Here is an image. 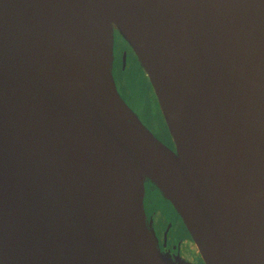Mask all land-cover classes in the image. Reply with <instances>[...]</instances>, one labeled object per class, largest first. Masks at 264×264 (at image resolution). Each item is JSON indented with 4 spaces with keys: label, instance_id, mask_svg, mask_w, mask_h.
<instances>
[{
    "label": "water",
    "instance_id": "95a60500",
    "mask_svg": "<svg viewBox=\"0 0 264 264\" xmlns=\"http://www.w3.org/2000/svg\"><path fill=\"white\" fill-rule=\"evenodd\" d=\"M114 30L174 149L118 92ZM147 180L204 264H264V0H0V264H192Z\"/></svg>",
    "mask_w": 264,
    "mask_h": 264
},
{
    "label": "flooded vegetation",
    "instance_id": "af4514ba",
    "mask_svg": "<svg viewBox=\"0 0 264 264\" xmlns=\"http://www.w3.org/2000/svg\"><path fill=\"white\" fill-rule=\"evenodd\" d=\"M113 51V75L116 87L121 97L126 102L120 90L118 89L117 79L115 77V67L116 62L119 60L120 70L122 67L125 68L129 57L131 56V54H133V50L128 44V42L123 39L115 30L113 31ZM134 57L136 58V56ZM167 145L170 148L174 149V145L170 137ZM157 202L164 203V205L167 204L169 206L167 200L163 198V196L154 186V184H152L148 180L145 181L143 205L146 216V222L148 225L150 224L149 227H151L155 234L159 250L165 253L166 255H169L173 259L179 258L192 264H204L194 241L192 240L187 228L185 227L182 219L180 218L179 214L175 211V209H172L171 206H169L170 210L172 211L171 217H168L164 221L157 220L156 215L154 214V209H152L155 203Z\"/></svg>",
    "mask_w": 264,
    "mask_h": 264
},
{
    "label": "rangeland",
    "instance_id": "374dc122",
    "mask_svg": "<svg viewBox=\"0 0 264 264\" xmlns=\"http://www.w3.org/2000/svg\"><path fill=\"white\" fill-rule=\"evenodd\" d=\"M134 56V53L131 54L125 68L122 67L121 70L120 61L118 60L116 62L115 77L117 79L118 89L126 100V103L134 109V111L138 112L137 114L141 121L160 140L167 144L169 142V135L155 94L146 74L137 58ZM167 203L172 209H174L168 200ZM169 206L167 204L164 205V203H155L152 209H154V214L156 215L157 220L164 221L168 217H171L172 211Z\"/></svg>",
    "mask_w": 264,
    "mask_h": 264
}]
</instances>
